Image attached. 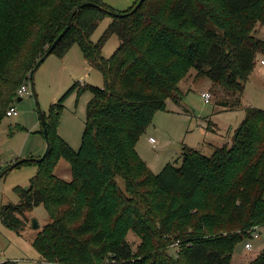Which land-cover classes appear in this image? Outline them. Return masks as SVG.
Returning a JSON list of instances; mask_svg holds the SVG:
<instances>
[{
	"label": "trees",
	"instance_id": "1",
	"mask_svg": "<svg viewBox=\"0 0 264 264\" xmlns=\"http://www.w3.org/2000/svg\"><path fill=\"white\" fill-rule=\"evenodd\" d=\"M137 2L116 11L102 0H0V124L18 87L68 24L51 53L62 56L77 44L103 76L102 86L75 82L50 105L48 152L39 162L20 163H36L37 172L28 189L14 188L16 203L1 206V222L20 234L24 212L42 204L49 220L30 243L51 264H232L236 245L264 225V110L245 109L230 145L211 147L209 156L184 147L178 165L157 173L136 142L167 98L180 102L179 83L190 68L242 94L264 52V41L254 36L264 26V0H144L133 10ZM106 16L111 21L91 41ZM112 35L119 44L104 57ZM76 88L91 96L74 151L56 128L57 111ZM233 103L221 104L233 111ZM60 157L70 165L68 181L53 174ZM129 231L141 240L137 251ZM246 264H264V247Z\"/></svg>",
	"mask_w": 264,
	"mask_h": 264
},
{
	"label": "rangeland",
	"instance_id": "2",
	"mask_svg": "<svg viewBox=\"0 0 264 264\" xmlns=\"http://www.w3.org/2000/svg\"><path fill=\"white\" fill-rule=\"evenodd\" d=\"M102 1L116 11L128 9L136 2V0ZM110 21L111 16H106L98 22L90 36L91 41L96 42L101 37ZM254 36L264 41V26L257 25ZM118 44L117 37L112 35L105 42L102 55L109 57ZM261 60L264 61V52L256 55L255 64L241 95L226 92L219 85L213 84L208 77L197 76V71L190 68L185 78L179 83L181 104L177 105L167 98L165 108L155 111L150 123L137 139L138 155L145 161L147 167L157 173L162 162L179 160L178 154L183 143L190 146L197 145L196 147L201 149L200 153L206 156L211 153L207 147L201 145L204 140L217 145L224 142L230 145L232 132L244 118L245 109L255 107L264 110V64H261ZM33 82L37 104L31 92L23 96L19 95L21 100L12 103L18 114L4 118L0 124V172L19 159L38 158L43 154L45 141L41 134L39 110L47 115L50 105L57 103L75 82L102 86L103 76L100 71L88 66L79 46L74 44L62 56L56 52L49 54L34 72ZM22 84H27L29 87V80ZM77 89L67 95L57 111L59 115L56 128L58 135L74 151L78 150L80 145L86 105L91 96L88 90L78 92ZM202 91L210 93L209 102L204 101L201 96ZM224 101L228 103L235 101L233 104H237V107H233L234 111H227L221 104ZM219 110L223 112L218 113ZM207 117L212 120L211 128L215 130L217 125L220 132L217 131V134L206 132ZM150 137L154 138L155 142L149 141ZM36 172V163L26 162L3 174L0 177V208L5 203H16L18 195L14 188L20 186L28 189L30 179ZM53 174L58 178L70 180L69 163L60 157ZM118 180L123 184L121 179ZM17 216L22 218L20 214ZM24 217L27 219L26 226L20 234L4 226L0 219V262L17 258L14 260L16 264H51L40 259L30 243L36 232L49 220L45 208L39 204L24 212ZM32 218L37 219L38 229H32ZM126 239L132 250L137 251L141 244L140 238L133 231H129ZM252 244V251H245L244 241L238 243L234 248L231 263L246 264L254 259L258 251L264 247V234ZM175 246L177 242L170 246L173 247L170 249L172 255L176 254ZM139 259L140 257L137 258Z\"/></svg>",
	"mask_w": 264,
	"mask_h": 264
},
{
	"label": "water",
	"instance_id": "3",
	"mask_svg": "<svg viewBox=\"0 0 264 264\" xmlns=\"http://www.w3.org/2000/svg\"><path fill=\"white\" fill-rule=\"evenodd\" d=\"M144 0H138V2L136 3V5L134 6L133 10L137 9L138 6L143 2ZM109 14L113 15V16H124L126 13H115V12H108ZM69 25L56 37V39L52 42V44L50 45V47L46 50V52L36 61L35 65L33 66V68L30 70L29 74H28V80H29V89L31 94L34 96L35 100H36V93L34 90V82H33V75L34 72L37 70V68L41 65V63L49 56V54H51L52 50L56 47V45L59 43V41L62 39V37L64 36V34L67 32ZM21 100V98H18V101ZM36 104H37V100H36ZM39 121L40 124L42 126V130H43V137H44V141H45V150L43 152V154L38 157V158H24V159H19L15 162H13L11 165H9L7 168L3 169L0 172V177L5 174L7 171L11 170L12 168H14L15 166L19 165L22 162H25L27 160H35V161H41L45 158L48 149H49V140H48V131H47V127H46V120H45V115L44 113H42L39 110ZM31 227L32 229H38L39 228V223L37 221L36 218H32L31 219Z\"/></svg>",
	"mask_w": 264,
	"mask_h": 264
},
{
	"label": "built area",
	"instance_id": "4",
	"mask_svg": "<svg viewBox=\"0 0 264 264\" xmlns=\"http://www.w3.org/2000/svg\"><path fill=\"white\" fill-rule=\"evenodd\" d=\"M261 64H264V61L263 60H261ZM27 93H30V89H29V87H28V85L27 84H22L19 88H18V90H17V95L19 96H23L24 94H27ZM201 96L203 97V99H204V101L205 102H209V100H210V93L209 92H203L202 94H201ZM18 114V112H17V110H16V108H15V106H14V104L13 105H11L10 107H8V109L6 110V116L7 117H12V116H16ZM149 140L151 141V142H154L155 140H154V138H152V137H150L149 138ZM250 235H249V238H248V240H246L245 241V243H244V250L245 251H252V249H253V241L254 240H257L262 234H264V225H262V226H260V225H255V226H253L252 228H251V230H250ZM11 261H13V260H11ZM15 264H16V262H15ZM53 264H62V263H60V262H55V263H53Z\"/></svg>",
	"mask_w": 264,
	"mask_h": 264
},
{
	"label": "crops",
	"instance_id": "5",
	"mask_svg": "<svg viewBox=\"0 0 264 264\" xmlns=\"http://www.w3.org/2000/svg\"><path fill=\"white\" fill-rule=\"evenodd\" d=\"M89 66V65H88ZM180 88V87H179ZM203 92H206V91H202L201 92V94L203 93ZM208 92V91H207ZM173 102V101H172ZM174 103V102H173ZM175 104H177V105H180L181 103L179 102V103H175ZM234 111V110H233ZM219 112H223V110H219L218 111V113ZM212 116V115H211ZM206 120L208 121L207 122V125H206V132H213V133H218V132H220V131H218V127H217V125H215V130L214 129H212L211 128V123H212V120H211V118L209 117H207L206 118ZM218 131V132H217ZM221 135V134H220ZM223 138V137H222ZM150 141V140H149ZM155 142V141H154ZM183 143V142H182ZM201 145H203V147H207L210 151H211V147H214V146H216L217 145V143H213V142H209V141H207V140H204V142H201ZM197 146V145H196ZM196 146H190V145H187V144H184L183 143V145H182V147H181V150H180V152H179V154H178V158H179V160H177V159H175V160H166V162H162V164L160 165L161 166V168L165 165V164H167V163H173V164H176V165H178L180 162H181V154H182V151H183V148L184 147H189V148H194V149H199V150H201L200 148H198V147H196ZM137 150V149H136ZM138 153V152H137ZM171 157H173V156H171ZM17 159H19V157H17ZM23 159V158H22ZM180 161V162H179ZM179 162V163H178ZM161 168L158 170V171H160L161 170ZM157 171V172H158ZM156 173V172H155ZM259 252V251H258ZM12 259H14V260H16L17 258H12ZM13 260V261H14Z\"/></svg>",
	"mask_w": 264,
	"mask_h": 264
}]
</instances>
